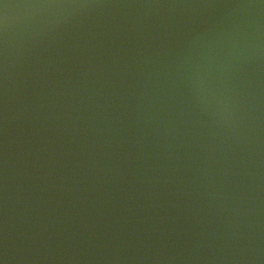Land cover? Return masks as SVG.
Returning <instances> with one entry per match:
<instances>
[{
	"label": "water",
	"instance_id": "1",
	"mask_svg": "<svg viewBox=\"0 0 264 264\" xmlns=\"http://www.w3.org/2000/svg\"><path fill=\"white\" fill-rule=\"evenodd\" d=\"M0 264H264V0H0Z\"/></svg>",
	"mask_w": 264,
	"mask_h": 264
}]
</instances>
